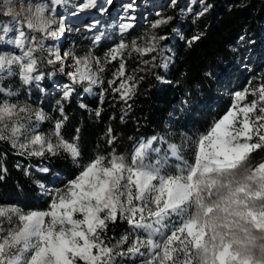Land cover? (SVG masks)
I'll list each match as a JSON object with an SVG mask.
<instances>
[{
    "label": "snow or ice",
    "instance_id": "obj_1",
    "mask_svg": "<svg viewBox=\"0 0 264 264\" xmlns=\"http://www.w3.org/2000/svg\"><path fill=\"white\" fill-rule=\"evenodd\" d=\"M64 2L0 0V16L9 18L8 24L0 25V44H14L21 53H0V142L31 156L64 153L78 164L82 155L80 130L76 129L70 139L62 134L67 121L63 107L62 117L51 132H39V122L48 120L47 114L27 103L11 102L18 93L3 81L15 77L20 85L30 86L44 78L42 64L59 65L58 70L65 72L71 59V70L65 73L71 84L62 92L67 101L76 91L75 85L87 84L83 90L89 92L92 86L103 85L105 65L117 62L99 99L103 103L104 93L110 89L127 103L143 76L127 71L126 54L158 52L160 42L167 37L153 34L145 37L143 44L120 40L103 57L91 52L83 56L71 51L62 54L55 45L45 48L25 29L53 41L59 39L66 28L64 17L57 18L55 8ZM170 2L175 5L177 0ZM209 7L197 15L203 16ZM92 9L106 11L97 0H81L77 5L80 12ZM133 9V3L126 6L128 11ZM171 20L161 18L152 27ZM133 27L132 23H121L119 31L125 33ZM9 33L13 36L6 40ZM201 35H193L187 43L191 45ZM102 38L101 33L93 44ZM232 95L231 108L196 141L192 164L182 160L183 166H170L169 151L176 156L177 145L153 136L137 143L128 159L115 153L93 157L62 189L49 191L37 182L49 197L46 210L0 206V264H121L126 257H139L133 264H264V246L258 255L255 252L257 235L264 237V162L247 167L251 154L264 150V82H249ZM250 96L254 99L248 101ZM95 115H101L100 109ZM107 132L111 143L112 129ZM39 171L47 173L49 169ZM6 172L0 164V180ZM120 221L128 230L113 240L108 236L110 225Z\"/></svg>",
    "mask_w": 264,
    "mask_h": 264
},
{
    "label": "trees",
    "instance_id": "obj_2",
    "mask_svg": "<svg viewBox=\"0 0 264 264\" xmlns=\"http://www.w3.org/2000/svg\"><path fill=\"white\" fill-rule=\"evenodd\" d=\"M129 3L138 7L135 12L138 21L132 29L117 36L107 33L97 44L84 42L78 46L77 54L83 56L91 52L103 57L120 40L143 44L144 38L153 34L166 36L158 52L148 56L134 51L126 54L127 71L137 77L143 76L135 95L127 103L110 89L104 93L103 103L99 99L101 92L108 88L107 81L113 78L117 62L105 65L103 85L92 86L90 92L83 90L87 84L75 85L76 91L67 101L63 99L64 88L58 79L70 84L71 81L65 72L58 70L59 65L42 64L44 78L30 86L20 85L15 77L3 81L6 87L18 93L10 98L11 102L27 103L47 114L49 119L39 122V132H51L55 121L62 117L60 108L63 107L67 121L62 134L70 139L76 135V129L80 130L78 143L82 155L78 164H73L64 153L31 156L21 154L7 142H0V164L7 168L0 180V206L16 203L19 208L46 210L49 197L39 184L49 186V191L62 189L93 157L115 153L128 159L137 143L153 136L163 137L178 149L186 146L193 151L188 159L194 161L196 141L231 108L232 94L244 89L249 82H264V0H177L175 5L170 0L159 3L155 0H113L104 5L106 11H94L99 16L112 18L117 6L125 11ZM206 5H210L207 12L198 16ZM165 17H172V20L152 27ZM8 23V17L0 16V25ZM25 31L43 43L41 36ZM197 34H202L201 39L189 45L187 41ZM145 60L149 63L145 64ZM165 63L167 67L163 66ZM252 99L254 97L250 96L248 101ZM81 104L87 107L82 108ZM97 109L101 111L99 117L95 115ZM109 128L114 137L111 143ZM260 162H264V150L252 153L247 167L254 168ZM43 167L49 172H40ZM127 230L128 225L120 221L110 225L108 236L114 240ZM256 245L258 255L260 247L264 246V237L257 235Z\"/></svg>",
    "mask_w": 264,
    "mask_h": 264
},
{
    "label": "rangeland",
    "instance_id": "obj_3",
    "mask_svg": "<svg viewBox=\"0 0 264 264\" xmlns=\"http://www.w3.org/2000/svg\"><path fill=\"white\" fill-rule=\"evenodd\" d=\"M113 1V0H112ZM161 0H155V2H160ZM34 4H40V3H49V0H31ZM81 2V0H65V2L59 6H56L55 8V15L57 18L59 16L64 17V24L66 31L63 36L59 37V39L53 41L50 38L42 37V34L35 33L41 36V40L43 41V45L45 48L50 47L52 45H55L60 48L61 53L63 54L66 51H71L78 54L79 51V45H82L84 42H93L95 37L100 35L101 33L106 35L107 33L113 34V35H119L121 34L119 31V26L121 23H132L133 25L136 23V16L135 12L138 9V7L134 6V9L131 11H128L121 6H117L115 8V13L112 18H109L108 16L101 15L99 16L98 13H96L94 10L84 11L80 12L77 10V5ZM144 2V0H143ZM98 5L103 4L107 5L105 3V0H97ZM75 13V14H74ZM130 17H134V20L129 19ZM55 27V25H53ZM13 36V33H9V36L6 37V40L11 39ZM102 40V39H101ZM78 47V49H77ZM11 52L13 54H21L20 49L17 48L14 44L11 43H3L0 44V53H7ZM71 59L67 62L65 73L69 70H71ZM67 76V75H66ZM67 78H69L67 76ZM60 80L61 87L64 88L65 85H69L70 83H66L67 81ZM63 83H62V82ZM60 88V86H56V89ZM234 102V100H233ZM198 149L197 143L195 144V153H194V160H195V154ZM193 154V151L187 149V147L182 146V148H177V155L172 156L171 152L169 151V157H168V164L170 166H183L182 160H187L188 163L192 164L194 161H190L188 156ZM153 158H155L156 154H152ZM172 160H176L177 164L172 162ZM56 179H53L54 181ZM49 190V186H45ZM44 193V192H43ZM46 195V194H45ZM47 196V195H46ZM48 197V196H47ZM8 206H17L18 204H11ZM24 211H31L28 209L21 208ZM127 258V257H126ZM139 257H132L127 258V264H133V261L138 260ZM121 264H125V260H121Z\"/></svg>",
    "mask_w": 264,
    "mask_h": 264
}]
</instances>
